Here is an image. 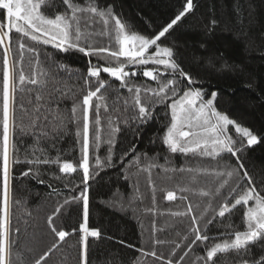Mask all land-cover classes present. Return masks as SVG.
Listing matches in <instances>:
<instances>
[{
    "label": "trees",
    "instance_id": "obj_1",
    "mask_svg": "<svg viewBox=\"0 0 264 264\" xmlns=\"http://www.w3.org/2000/svg\"><path fill=\"white\" fill-rule=\"evenodd\" d=\"M78 2L83 5L85 0ZM186 2L97 0L100 8L111 6L129 31L146 37H154L171 23L183 11ZM192 2L193 9L158 43L172 49L177 64L196 81L188 87L201 90L205 99L216 92V109L248 128L258 137V142L248 145L247 139L239 134L234 140L239 149L237 156L222 153L219 163L211 157L172 153L162 139L171 122V111L167 107L171 100L156 105L151 118L140 122L133 118L139 113L127 88H121L120 81L101 71L100 78L106 81V87L102 89L106 101L100 102L99 124L96 123L95 104L98 101L95 98L89 110V171L92 178L88 181L85 222L83 199L73 197H80L85 187L83 169L79 167L82 161L83 96L89 88L95 90L98 86L95 78L88 77V67L90 61L101 69L116 66V60L107 52L85 56L75 49L60 51L51 44L21 38L13 30L9 46L14 61H20L18 41L21 39L36 52L25 50L22 69L19 63L15 68L18 87L13 107L17 127L10 128V145L14 146L10 151L13 160L18 158L20 162L10 165L11 214L7 242L12 264H21V261L22 264H35L37 260L41 264H206L207 250L215 243L230 241L234 239L235 231L246 230L244 213L247 206L242 203L232 208L231 205L247 188L254 187L264 196V0ZM42 11L54 17L66 11V5L63 0H50ZM0 24H6V10L3 9H0ZM114 24L111 21L110 34L99 35L96 33L104 32L102 21L96 18L90 22L88 30L93 35L88 43L94 49L119 51ZM81 27H85L84 21ZM3 51L0 48V121ZM154 52V46L148 50L149 54ZM37 60L39 69L48 74L42 77L47 83L42 87L25 83L21 90L18 81L21 70L31 76L37 68ZM119 60L126 62V58ZM153 69L160 73L165 71L162 65L154 64L127 65L125 70L137 73L130 78L136 85L155 88L156 82L145 80L143 76V70ZM177 79H180L178 75ZM85 80H90V85H86ZM186 84L187 81L181 80L182 87ZM38 93L44 97L39 102L44 107L35 113L40 119L37 128L30 131ZM105 103L108 111L104 110ZM74 104L78 106L75 118ZM21 105L27 111L22 110ZM19 125L24 126V132ZM40 125L47 136L40 135ZM113 128L119 131L114 132ZM2 137L0 123V209L3 208ZM57 157L58 163L26 162V159L56 160ZM97 159L101 161L100 167L96 166ZM64 162L72 163L75 171L61 173L60 163ZM150 165L153 166L149 168ZM180 168L232 170L233 176L217 193L226 176L216 178L200 173L193 183V173L172 171ZM29 169H39V176L32 172L23 176L22 173ZM245 171L251 183L244 177ZM182 187H188L190 191H179ZM200 190L208 191L210 195L200 196ZM168 191H173L177 199L167 200ZM226 201L230 212L220 217L218 212ZM189 206L192 208L190 214L171 215L176 211L187 213ZM57 207H61L59 213ZM49 216L53 217L57 231L68 233L64 241H60L49 227ZM193 218L197 220L195 225ZM84 223L99 235L88 236L82 241L80 225ZM193 228H198L208 239L192 243L195 239ZM248 248V255L243 250H229L218 253L207 264H240L241 259L264 256V242ZM152 252L155 255H151ZM45 253L46 258L41 260Z\"/></svg>",
    "mask_w": 264,
    "mask_h": 264
},
{
    "label": "snow or ice",
    "instance_id": "obj_2",
    "mask_svg": "<svg viewBox=\"0 0 264 264\" xmlns=\"http://www.w3.org/2000/svg\"><path fill=\"white\" fill-rule=\"evenodd\" d=\"M49 3L50 0H0V9L6 10V24H0V48L4 50L2 69V121H0L3 128V208L0 209L3 214L0 215V264H12L10 259V244L7 242V231L11 214L10 165L13 162H20L18 158L13 160L10 151V149L14 148V146L10 145V128L14 129L17 127L15 124V108L13 107L15 93L18 87L15 68L19 63L22 69L25 50L28 52H36V49L28 47L21 39L18 41L20 61H14L12 58V49L9 46L11 41L10 34L13 30L20 34L21 38L27 37L29 40L36 43L45 45L51 44L52 47L58 48L60 51L75 49L85 56L107 52L109 56L116 60V66H105L101 69L93 65L90 61L88 67V77L95 78L98 86L95 90L89 88L87 94L83 96L82 161L79 167L83 169V183L85 187L80 197H73V199H83L85 222L88 216V181L92 178L89 171V110L93 107V99L95 98L98 101L95 104V108L97 109L96 123L99 124V109L102 106L100 102L106 101V97L102 94V89L106 87V81L100 78L101 71L120 81L121 88H127L135 108H138L139 114L133 118L138 119L140 122H146L151 118L153 115V108L156 105L164 104L165 101L171 100V103L167 104V107L171 111V122L162 139L164 145H166L172 153L180 152L186 156L192 154L193 156L211 157L213 160H217L218 163V158H222V153H230L232 156H237L239 149L235 147V141L229 134V126L234 128L236 133L246 138L248 145H253L258 142V137L248 128L242 127L237 121L216 109L214 106L217 96L216 92H213L210 98L205 99L201 90L188 87L189 85L195 84L196 81L177 64L174 59L173 50L168 47H161L158 43L186 13L193 9L194 5L192 0H187L183 11L154 37H146L136 32L129 31L127 25L113 13L111 6L100 8L97 0H85L83 5L80 4L78 0H63V3L66 5V11L56 14L54 17H49L42 11V8ZM96 18H99V21H102L104 25V32L96 33L99 35L110 34V23L111 21L115 22L114 31L116 33V41L119 44V51L104 48L94 49L92 45L88 43L89 37L93 35V33L88 30V27L90 22H94ZM82 21L85 22V27L83 29L81 27ZM153 46L155 47V52L149 54L148 50ZM38 55L39 53L37 52V56ZM120 57L126 58V62L120 61ZM147 64L162 65L165 70L162 73L158 72L156 69L143 70V76L156 82L157 87L155 88L136 85L130 78L136 76L137 73L135 71L130 72L125 70L127 65ZM38 65L39 61L37 60V68L33 70L31 76H27L21 70L18 77L21 90H23L22 86L25 83H30L37 87H42L47 83L42 77L48 74L40 70ZM177 75L180 79H177ZM181 80L187 81V84L183 87L181 86ZM90 83V80H85L86 85H90ZM145 97H154V99H145ZM43 99L44 97L38 93L36 96L37 104L33 109L30 131L37 128V121L40 117L35 115V113H39L40 108L44 107V105L39 103ZM125 104H127V100H125ZM149 105H152V107L150 108ZM103 106L104 110L108 111L107 104L105 103ZM77 108L78 106L74 104L72 108L73 118H75ZM21 109L27 111L23 109V105H21ZM44 118L47 119V116L45 115ZM19 127L22 132L25 131L23 125H19ZM40 129L41 136L48 135L47 132L43 131V125H40ZM112 130L114 132L119 131L118 128H113ZM80 135L81 133L78 131L77 136L79 137ZM96 139L99 140V136H97ZM26 162L29 164L58 163L59 157H57L56 160H49L48 158H44L43 160L39 158L36 160L26 159ZM96 166H101V161L99 159L96 160ZM152 166L153 165H150L149 168ZM241 167H243L242 164ZM144 170L147 171L148 169ZM73 171H75V168L72 163H60L61 173H71ZM164 171L167 172L169 169H164ZM172 171L193 173L191 177L193 183L196 181V176L200 173L213 175L216 178L226 176L227 179L223 180L218 186L217 193L227 185L233 176L232 170L217 171L213 169L209 171L208 169L200 168H180L172 169ZM30 172H32L34 176H39V169L35 171L29 169V171H25L22 175L28 176ZM244 177L248 178L249 183H251V178L248 177L246 171L244 172ZM39 182L44 183L43 180H39ZM149 183H152L150 176ZM153 191L155 192V188H153ZM179 191L187 192L190 191V188L182 187ZM199 195L209 196L210 193L200 190ZM166 199L173 201L177 199V196L173 191H168ZM180 199H185V197H180ZM153 200H155V197H153ZM250 201L254 203L249 205ZM65 203H68V201L65 200ZM242 203L247 206L244 213L246 230L235 231L234 239L230 241L225 240L223 243H215L214 246L207 250L206 264L208 261H213V258L218 253H224L229 250H235L237 252L243 250L244 254L248 255L249 245L264 242V196H261L254 187L247 188L235 199L231 207L235 208ZM61 207H57V213L60 212ZM191 212L192 208L189 206L187 213L184 211H176L172 212L171 215L184 216ZM228 212H230V207L226 201L220 208L218 215L224 217ZM208 222L211 223V221ZM48 223L52 231L59 237V240L64 241L68 233L62 230H56L53 226L52 216L48 217ZM192 223L195 225L197 220L193 218ZM80 231L83 233L81 237L82 241H85L88 236L96 237L99 235L98 231L89 230L86 227V223L80 225ZM192 232L195 233V239L192 243L208 239V236L202 234L198 228H193ZM156 243H164V241H156ZM53 247H55V245H53ZM177 247H179V245H177ZM147 254L148 253H145V255ZM151 255H155V252H152ZM46 256L47 253L41 257V260H44ZM181 259H183V257ZM35 264H41V261L37 260ZM240 264H264V256L259 259H241Z\"/></svg>",
    "mask_w": 264,
    "mask_h": 264
},
{
    "label": "rangeland",
    "instance_id": "obj_3",
    "mask_svg": "<svg viewBox=\"0 0 264 264\" xmlns=\"http://www.w3.org/2000/svg\"><path fill=\"white\" fill-rule=\"evenodd\" d=\"M129 47H131V46H129ZM122 59H125V58L122 57ZM144 77H145V76H144ZM144 79H145V80H148V81H150V82H153V80L149 79L148 77H145ZM229 129H230L229 134L231 135L232 138H234L233 140H237V139L239 138V137H238L239 134L236 133L235 129L232 128L231 126H229ZM252 203H254V202L250 201V202H249V205H251Z\"/></svg>",
    "mask_w": 264,
    "mask_h": 264
}]
</instances>
